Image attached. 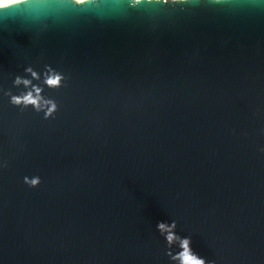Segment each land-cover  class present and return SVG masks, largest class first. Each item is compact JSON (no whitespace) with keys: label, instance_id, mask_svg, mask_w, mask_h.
<instances>
[{"label":"water","instance_id":"obj_1","mask_svg":"<svg viewBox=\"0 0 264 264\" xmlns=\"http://www.w3.org/2000/svg\"><path fill=\"white\" fill-rule=\"evenodd\" d=\"M185 241L264 264V0L0 8V264H184Z\"/></svg>","mask_w":264,"mask_h":264},{"label":"clouds","instance_id":"obj_2","mask_svg":"<svg viewBox=\"0 0 264 264\" xmlns=\"http://www.w3.org/2000/svg\"><path fill=\"white\" fill-rule=\"evenodd\" d=\"M27 2V0H0V8H4V7H7L9 5H13V4H17V3H25ZM91 0H73V3L75 4H78V5H84V4H88L90 3ZM142 0H133V5L135 4H139L141 3ZM149 2H151V0H149ZM157 2H159V0H157ZM168 0H164V3H167ZM175 2V0H174ZM31 71V70H29ZM34 76H36L37 74L36 73H33ZM61 79L62 77L59 76V75H52L50 76L46 83L49 84L50 86H56V85H59L60 82H61ZM17 83H24V84H29L30 81H27V80H24V81H21V80H17ZM36 93H37V96H34L32 94V92H29L27 95H24V96H20V97H13V102L16 103V104H25V105H28V104H32V105H36L38 108L40 106V100H39V97H38V94L40 92V89L39 88H36L35 89ZM55 109V105L53 104L52 105V110ZM33 183H37V181H33ZM161 229H165V225H160ZM173 239V237L170 235L169 236V240L171 241ZM184 247H185V256H184V264H204V262L202 260H196L195 258L191 257L190 254L188 253L187 249H188V241H185L184 242Z\"/></svg>","mask_w":264,"mask_h":264}]
</instances>
